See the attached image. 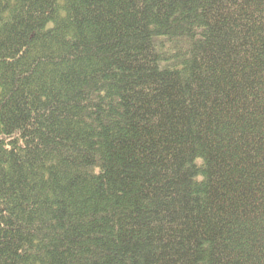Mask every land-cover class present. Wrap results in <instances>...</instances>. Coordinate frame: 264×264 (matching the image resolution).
<instances>
[{"label":"trees","instance_id":"1","mask_svg":"<svg viewBox=\"0 0 264 264\" xmlns=\"http://www.w3.org/2000/svg\"><path fill=\"white\" fill-rule=\"evenodd\" d=\"M0 264H264V0H0Z\"/></svg>","mask_w":264,"mask_h":264}]
</instances>
